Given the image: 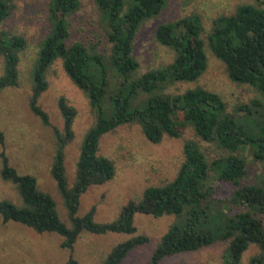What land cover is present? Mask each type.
<instances>
[{"label": "trees", "instance_id": "16d2710c", "mask_svg": "<svg viewBox=\"0 0 264 264\" xmlns=\"http://www.w3.org/2000/svg\"><path fill=\"white\" fill-rule=\"evenodd\" d=\"M166 0H94L110 46L107 56L96 44H69L70 18L80 9V0H50L49 32L39 46L34 68L32 112L46 127H51L56 149L51 176L67 210L70 226L60 218L53 197L38 187L37 178L21 174L10 163L3 150L0 154V177L17 190L22 205L0 200V218L26 227L35 233L55 234L63 238L61 248L73 252L82 233H137L136 215L154 218L174 216L175 221L161 238L151 264L197 252L217 243L226 244L229 261L242 264L244 254L252 247L259 253L249 264H264V178L258 184H244L247 161L240 153L250 148L257 161L264 162V0L239 5L234 13L217 17L205 36L202 18L193 14L174 22L161 24L155 40L174 52L172 62L139 76L140 64L134 56L136 37L142 26L158 17ZM12 0H0V26L14 13ZM225 64L229 78L238 85L253 88L260 99L250 106H240L246 117H234L223 98L202 87L180 93L166 90L179 83L197 82L208 67L205 47ZM27 47L26 39L0 32V55L5 58V71L0 77V93L18 85L19 55ZM61 60L69 79L90 101L96 121L84 137L76 164L75 181L70 187L66 169V149L74 141L77 110L65 97L58 101L63 128L52 125L49 115L39 105L48 89V71ZM137 124L146 139L159 144L165 137L180 138L190 128L202 142L215 144L229 154L210 160L198 142L184 146L185 160L176 177L163 186L147 188L140 201L126 203L111 223L95 220L96 207L80 216L83 196L93 187L112 181L115 164L99 155L103 136L117 128ZM6 136L0 130V145ZM217 180L236 188L228 203L213 207L211 198ZM210 202V203H209ZM220 204L221 225L215 232L212 212ZM234 209H237L234 211ZM239 210V211H238ZM149 242L137 235L117 245L104 264H122L136 248ZM66 264H79L72 256Z\"/></svg>", "mask_w": 264, "mask_h": 264}, {"label": "rangeland", "instance_id": "374dc122", "mask_svg": "<svg viewBox=\"0 0 264 264\" xmlns=\"http://www.w3.org/2000/svg\"><path fill=\"white\" fill-rule=\"evenodd\" d=\"M12 2L16 7L14 13L0 26V32L24 37L27 47L19 55L18 85L6 88L0 93V130L6 136L5 145H0V154L4 150L11 165L21 174H30L37 178L39 189L53 197L61 220L70 226L64 201L51 176L56 149L53 130L44 126L30 108L39 46L50 30L47 19L50 0ZM80 4L79 11L70 18L71 35L68 43L71 45L80 42L87 46L96 44L99 51L108 56L110 46L94 0H80ZM243 4H256V0H166L161 14L146 22L136 37L134 56L140 64L139 76L167 65L174 59V52L155 40V31L159 25L197 14L202 18L205 38L217 17L230 15ZM205 50L208 67L201 78L194 83L176 84L166 91L180 93L202 87L220 95L227 103L228 113L234 117H246L245 112H240L238 108L243 105L250 106L254 99H260L258 93L250 86L232 82L225 64L215 58L207 46ZM4 71L5 58L0 55V77ZM47 79L49 87L39 99V105L49 115L52 125L60 130L63 128V118L58 108L61 97H65L77 110L75 139L66 149L67 177L72 187L80 149L87 131L96 121V114L88 97L66 75L61 60L52 65ZM191 140L199 143L210 160L229 154L215 144L200 141L190 128L180 138L165 137L159 144L150 143L137 124L121 126L103 136L99 155L114 162L116 174L112 181L91 188L83 196L79 215L87 214L95 206L96 222H114L126 203L131 200L140 201L147 188L163 186L176 177L185 160L184 146ZM240 155L247 161V173L243 183H261L264 178V162L257 161L250 148L243 150ZM211 185L215 189L211 198L213 207L217 206L218 201L222 204L228 203L236 190L235 187L217 180ZM4 199L22 205L15 187L0 177V200ZM222 204L213 210L211 225L206 230L215 232L221 225L220 213L228 210ZM260 217L264 223V215ZM174 221V216L154 218L139 214L135 217L136 234L94 235L84 232L73 252H70L61 248L63 238L60 236L48 233L39 235L13 222L4 224L0 218V264H66L70 256L79 264H104L117 245L137 235L148 237L149 242L134 249L122 264H151L161 238ZM226 249V244L217 243L197 252L168 258L162 264H225L230 258ZM258 253V248L252 246L244 254L242 264H249L250 259Z\"/></svg>", "mask_w": 264, "mask_h": 264}]
</instances>
